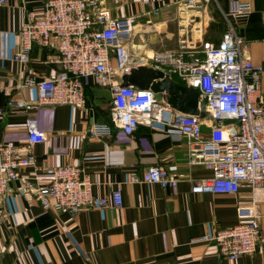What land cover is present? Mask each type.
<instances>
[{"label":"crops","instance_id":"0c3cea01","mask_svg":"<svg viewBox=\"0 0 264 264\" xmlns=\"http://www.w3.org/2000/svg\"><path fill=\"white\" fill-rule=\"evenodd\" d=\"M46 0H9L0 6V142L13 141L22 152L28 143L26 119L34 116L47 133L44 142L32 145L36 167L21 171L40 183L51 180V169L68 163L86 169L95 196L111 195L121 186L123 205L82 207L76 213L45 210L39 202H28L18 182H12L0 196V264H264V242L258 249L234 260L218 247L201 239L218 227L241 221L239 205L251 204L264 227V190L254 193L242 183L236 194H215L195 189L194 181L214 172L188 162V138L176 126L154 121L140 124L132 134L114 129L107 137H86L95 123L109 122L111 93L108 87L85 79L86 105H37L33 86H23L27 75L43 79L55 75L60 66L50 62L56 41L48 48L35 46L26 64L13 60L19 45V30L28 11L43 12ZM233 0H211L203 20H192V37L219 42L233 24L247 43L251 59L264 69V0L248 1L247 13L230 14ZM178 0H105L114 17L139 15L161 6L154 16L162 31L155 46L178 47ZM146 16L140 17V22ZM172 20L175 28L169 26ZM201 27V29H199ZM174 37L173 40H169ZM160 48V47H159ZM157 48V49H159ZM155 50V49H151ZM264 104V71L261 80ZM26 100L30 108L9 106L12 100ZM209 122L203 124L204 136ZM159 164L181 175L174 187L130 180L148 166ZM254 195L256 196L254 198Z\"/></svg>","mask_w":264,"mask_h":264},{"label":"built area","instance_id":"2783aa9c","mask_svg":"<svg viewBox=\"0 0 264 264\" xmlns=\"http://www.w3.org/2000/svg\"><path fill=\"white\" fill-rule=\"evenodd\" d=\"M23 1V0H18ZM9 0H0V6ZM211 0H178V47L147 52L145 42L136 41L140 31L155 28L154 16L163 7L154 6L139 15L114 17L105 0H46L41 15L28 11L19 30V45L13 60L30 61L35 46L48 48L56 41V54L50 62L60 68L55 75L37 79L27 75L23 86L37 89V105H86L85 79L109 88L111 113L109 122L95 123L86 137H107L114 129L132 134L140 124L154 121L178 127L188 138V162L213 170L209 178L194 181L196 190L215 194H236L242 183L254 193L264 190V104L261 80L263 66L247 54L246 40L229 22L219 42L192 37V20H203ZM248 1L233 0L230 14L247 13ZM146 16L144 22L140 17ZM138 27V29H137ZM201 29V27L199 28ZM142 64L154 65L168 72L181 84L198 89L199 106L206 114L185 115L151 90L124 85L122 76ZM26 100H12L9 106L30 108ZM6 108L0 107V114ZM230 120V121H225ZM209 122L204 136L203 124ZM28 143L25 152L13 141L0 142V196L12 182L28 202H39L45 210H67L76 213L82 207L123 205L121 186L111 195L95 196L93 182L86 169L68 163L51 169L48 183L37 182L24 174V167H36L32 145L44 142L47 133L38 119H26ZM181 175L162 165L148 166L130 180L174 187ZM256 196L254 195V198ZM241 221L229 227H218L201 239L213 242L223 256L238 259L255 252L264 242V227L255 211L254 200L237 207Z\"/></svg>","mask_w":264,"mask_h":264},{"label":"water","instance_id":"95a60500","mask_svg":"<svg viewBox=\"0 0 264 264\" xmlns=\"http://www.w3.org/2000/svg\"><path fill=\"white\" fill-rule=\"evenodd\" d=\"M122 81L124 85H133L141 90L153 91L156 99L166 101L185 115L206 117L205 112L199 106L198 89L179 83L159 67L147 64L139 65L124 74Z\"/></svg>","mask_w":264,"mask_h":264},{"label":"rangeland","instance_id":"374dc122","mask_svg":"<svg viewBox=\"0 0 264 264\" xmlns=\"http://www.w3.org/2000/svg\"><path fill=\"white\" fill-rule=\"evenodd\" d=\"M169 26L171 27L172 26V29L175 28V24L172 20L169 21ZM141 33L138 34L137 36V40L136 41H139V42H145L146 45H147V52H151L153 50H151L152 48L153 49H157V48H171L169 46H158L156 47L155 44L156 42L153 41L154 38H159L161 37L162 35V31L160 28H154L153 30H150V31H146V30H142L140 31ZM174 37H171L169 40H173Z\"/></svg>","mask_w":264,"mask_h":264},{"label":"bare ground","instance_id":"6f19581e","mask_svg":"<svg viewBox=\"0 0 264 264\" xmlns=\"http://www.w3.org/2000/svg\"><path fill=\"white\" fill-rule=\"evenodd\" d=\"M137 29H138V27H137Z\"/></svg>","mask_w":264,"mask_h":264}]
</instances>
